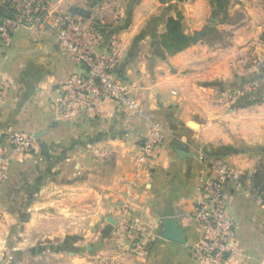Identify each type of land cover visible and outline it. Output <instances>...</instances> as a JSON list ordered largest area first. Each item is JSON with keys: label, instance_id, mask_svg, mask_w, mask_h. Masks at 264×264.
I'll use <instances>...</instances> for the list:
<instances>
[{"label": "crops", "instance_id": "1", "mask_svg": "<svg viewBox=\"0 0 264 264\" xmlns=\"http://www.w3.org/2000/svg\"><path fill=\"white\" fill-rule=\"evenodd\" d=\"M245 1L230 0L220 22L210 7L199 11L202 0L179 1L171 14L160 0H50L55 14L103 26L99 51L115 44L136 112L107 101L97 115H63V89L79 67L59 47L57 23L0 41V136H33L36 146L9 155L0 184V264H207L194 250L204 236L193 215L208 180L203 154L244 181L224 190L237 236L230 264H264V11L234 20ZM7 6L0 0V24ZM171 16L187 33L214 25L224 37L168 54L161 35ZM153 123L160 154L140 170ZM169 219L184 243L161 236ZM128 223L154 236L147 253L122 245Z\"/></svg>", "mask_w": 264, "mask_h": 264}, {"label": "built area", "instance_id": "2", "mask_svg": "<svg viewBox=\"0 0 264 264\" xmlns=\"http://www.w3.org/2000/svg\"><path fill=\"white\" fill-rule=\"evenodd\" d=\"M9 15L0 24V41L11 42L14 32L21 28L47 26L51 20L57 23L56 38L59 47L68 54L79 71L66 83L62 93L63 115L90 112L98 114L100 106L115 101L127 111L136 112L139 106L131 96V85L117 71L119 52L115 44L100 52L104 40L103 26L94 20L51 12L50 0H8ZM255 91L258 83L247 86ZM163 141L159 123H153L148 137L137 153L140 170H149L150 163L160 154ZM35 139L22 133H6L0 136V184L8 179L10 154H31ZM208 180L203 188L201 201L194 210V218L204 229L202 242L195 247L207 264H230L237 254L235 224L228 213L224 190L228 183L244 186L242 175L235 171L222 157L203 154ZM264 205V200H262ZM123 239L131 235L126 249L147 253L154 236L137 223H128Z\"/></svg>", "mask_w": 264, "mask_h": 264}, {"label": "trees", "instance_id": "3", "mask_svg": "<svg viewBox=\"0 0 264 264\" xmlns=\"http://www.w3.org/2000/svg\"><path fill=\"white\" fill-rule=\"evenodd\" d=\"M160 1L164 3L172 0ZM211 3L212 6L217 10L216 16L220 22H226L228 21V19H230L228 11L230 0H212ZM8 15L9 10L7 8V16ZM223 34L224 32H221L214 25H207L200 31L187 33L183 29L182 21L171 16L165 22V32L161 35V44L168 54H175L200 41L216 42L213 40H209V38L217 35L222 39ZM220 38L217 39V41L221 40ZM262 39L264 40V33L262 35Z\"/></svg>", "mask_w": 264, "mask_h": 264}, {"label": "rangeland", "instance_id": "4", "mask_svg": "<svg viewBox=\"0 0 264 264\" xmlns=\"http://www.w3.org/2000/svg\"><path fill=\"white\" fill-rule=\"evenodd\" d=\"M179 1H183V0H176V1L172 0V1L164 2V3L161 2V3L164 6L163 7L164 10L170 9L169 13L171 14L172 12H175L177 8L179 7L178 5L180 4ZM190 1L194 2L195 0H190ZM211 1L212 0H202V2L199 4V11L210 7L211 11L215 13L217 10L212 6ZM180 7H183V5H181ZM236 8H237L235 9L236 12H234V16H235L234 20L240 19V17H243V15L246 16V13L248 12L247 10L254 11V12L258 11V13H261L262 11H264V0H247L245 1V4H240V6ZM223 37H224V34H223ZM210 38L209 40L217 41V39H219L220 37L216 35Z\"/></svg>", "mask_w": 264, "mask_h": 264}, {"label": "water", "instance_id": "5", "mask_svg": "<svg viewBox=\"0 0 264 264\" xmlns=\"http://www.w3.org/2000/svg\"><path fill=\"white\" fill-rule=\"evenodd\" d=\"M183 153L185 152H180V155L183 156ZM161 236L165 239L173 240L179 243L185 242V236L183 231L178 228V225L172 219L167 220L166 224L164 225V230Z\"/></svg>", "mask_w": 264, "mask_h": 264}]
</instances>
